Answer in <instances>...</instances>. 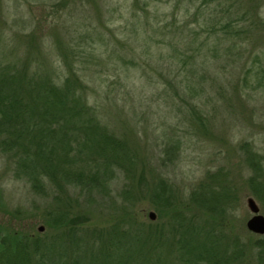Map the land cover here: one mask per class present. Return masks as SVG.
Here are the masks:
<instances>
[{
  "label": "rangeland",
  "instance_id": "obj_1",
  "mask_svg": "<svg viewBox=\"0 0 264 264\" xmlns=\"http://www.w3.org/2000/svg\"><path fill=\"white\" fill-rule=\"evenodd\" d=\"M133 1L0 0V68L62 83L72 66L134 157L107 188L89 191L44 172L37 188L13 152L0 149V236L66 243L90 232L97 236L87 238L99 245L102 235L142 230V253L179 264L169 240L179 245L190 227L221 244L217 262L264 264L258 247L264 251V234L246 227L248 197L264 215V0H137L148 17L176 26L159 38L187 37L185 63L167 49L136 57L128 51ZM143 9L137 13L144 18ZM203 41L213 47H199ZM169 64L185 76V98L165 82ZM209 194L211 202H203ZM146 230L170 239L153 248ZM137 246L121 256L132 257Z\"/></svg>",
  "mask_w": 264,
  "mask_h": 264
},
{
  "label": "trees",
  "instance_id": "obj_2",
  "mask_svg": "<svg viewBox=\"0 0 264 264\" xmlns=\"http://www.w3.org/2000/svg\"><path fill=\"white\" fill-rule=\"evenodd\" d=\"M137 7L143 9L137 0L129 4L131 17L128 24L134 35L128 38V51L136 57L138 51H145L146 54L159 51L162 55L163 50L167 49L180 54V60L185 63L183 55L190 45L187 37L159 38L158 32L172 31L176 26L173 22L161 23L156 20L157 16L148 17L147 8L143 9V18L138 15ZM170 24L173 29L169 28ZM212 44L203 41L199 47L209 50ZM128 63L131 66L135 64L130 59ZM172 64L168 65L165 82L174 96L185 98L190 87L179 70L173 72ZM68 68L69 73L62 83L54 82L47 74L20 75L11 72L7 66L0 68V149L13 152L20 172L33 181L34 187H39V179L44 172L49 176L60 175L65 182L91 191L105 186L107 180L116 177L117 169L124 167L125 162H134V157L125 137L116 135L105 118L101 117L99 107L89 101V88L72 66ZM170 73L175 74L174 78L180 76L184 83L169 77ZM128 89L131 90L130 87ZM113 162L122 165L114 166ZM210 196L202 197L203 202H211L213 195ZM133 230L115 231L107 240H103L102 236L105 235H102L97 239L99 245L92 244L87 238L91 234L97 236L90 232L77 234L66 243L60 242L62 239L45 241L33 238L30 241L25 235L11 240L2 235L0 264H161L154 256L141 252L145 243L142 240L139 243L142 230ZM146 233V240L151 242L153 248L161 247L164 240L170 239L164 234L159 237L155 231L146 230ZM194 233L192 228L186 227L179 245H172L173 240H169L172 241L170 247L175 246L177 250V263L222 264L217 262L221 244L217 245L215 238L211 239L206 231ZM201 234L205 237H200ZM122 237L126 243L121 240ZM197 238H202L201 244ZM85 240L86 247L81 250L80 245ZM134 244L138 245L136 254L132 253V257L124 259L121 253ZM258 247L261 249L259 255L264 256L261 242ZM133 256L140 257L135 259Z\"/></svg>",
  "mask_w": 264,
  "mask_h": 264
},
{
  "label": "water",
  "instance_id": "obj_3",
  "mask_svg": "<svg viewBox=\"0 0 264 264\" xmlns=\"http://www.w3.org/2000/svg\"><path fill=\"white\" fill-rule=\"evenodd\" d=\"M247 207L252 216L246 221V227L249 231L256 234H264V215L259 212V207L252 197L247 198ZM150 218H154V213H149Z\"/></svg>",
  "mask_w": 264,
  "mask_h": 264
}]
</instances>
